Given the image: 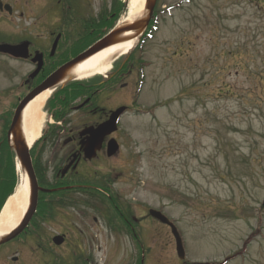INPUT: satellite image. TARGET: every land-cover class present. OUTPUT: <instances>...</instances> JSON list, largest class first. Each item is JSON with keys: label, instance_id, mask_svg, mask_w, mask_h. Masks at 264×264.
<instances>
[{"label": "rangeland", "instance_id": "374dc122", "mask_svg": "<svg viewBox=\"0 0 264 264\" xmlns=\"http://www.w3.org/2000/svg\"><path fill=\"white\" fill-rule=\"evenodd\" d=\"M87 3L67 41L85 35L89 22L100 26V13L109 20L122 10L119 28L127 19L129 2ZM155 10L154 38L133 52L127 89L109 99L108 108L136 104L114 135L119 154L108 158L104 150L94 163L80 164V176L96 184L81 181L68 205L34 217L23 240L0 249V264H139L144 251L136 239L146 252L143 264H264V0H157ZM68 53L65 45L60 59ZM30 68L0 58V179L11 173L5 126L26 93ZM43 150L33 152L50 182L71 149ZM103 191L120 200L138 237L118 213L113 218L108 197L99 201ZM150 210L177 226L186 261L177 256L171 228ZM60 234L66 242L55 247Z\"/></svg>", "mask_w": 264, "mask_h": 264}, {"label": "flooded vegetation", "instance_id": "af4514ba", "mask_svg": "<svg viewBox=\"0 0 264 264\" xmlns=\"http://www.w3.org/2000/svg\"><path fill=\"white\" fill-rule=\"evenodd\" d=\"M81 1L0 0V45L29 44L30 56L28 60L15 61L11 57H6L12 63H23L31 67L23 82V87L26 89L25 95L40 86L62 66L60 59L61 43L65 45L68 29L75 27L73 20H76L77 12L79 16ZM31 20H33L32 25L26 27L25 23ZM58 38L61 39L53 52L55 41ZM68 43V50L74 47V44L70 41ZM37 54L43 55V67L41 72L33 77L38 64H34L32 60ZM130 58L131 56L117 63L112 73L105 80L95 78L85 83H78L75 80L70 82L64 89L59 88L52 97L46 107L48 122L51 125L47 129L42 143L57 149L62 146L70 148L71 150L63 158V163H71L74 155H79L83 142L89 137L82 136L85 131L98 128L108 121L111 114L119 108L127 106L126 115L133 109H130L125 102H120L115 107L108 108L109 99L116 94L115 91L119 90L121 92L127 89V84L124 81L130 75L131 70L127 68ZM131 107H134V102H132ZM81 113L80 120L76 119L74 122V117ZM121 126L122 120L119 124V130ZM114 135L105 140L103 150L100 153L106 150L109 140L116 139L118 141ZM83 160L82 157L80 162L83 163ZM94 161L91 163H94ZM16 259L21 262V258Z\"/></svg>", "mask_w": 264, "mask_h": 264}, {"label": "water", "instance_id": "95a60500", "mask_svg": "<svg viewBox=\"0 0 264 264\" xmlns=\"http://www.w3.org/2000/svg\"><path fill=\"white\" fill-rule=\"evenodd\" d=\"M157 0H146L145 6V14L138 19L135 23L129 26H125L119 28L112 32L109 36L104 38L102 41L97 43L94 47H92L87 52L81 54L71 62L64 65L60 68L56 73H54L46 82H44L39 88H37L34 92H32L28 97H26L23 102L19 105L15 112V116L13 118V122L8 133L9 144L11 148L15 151V154L21 164L22 171L26 173L29 177L30 181V203L27 210V213L20 223V225L9 235L0 239V246H3L12 240L19 237L29 226L31 220L37 211L38 206V197L40 192H49L43 190L39 187L37 177L35 174L30 149L25 141L23 130H22V117L23 112L26 107L29 105L31 101H33L37 96L42 94L43 92L50 90L52 88H56L60 85H66L73 78L71 77V73L75 67H77L80 63L85 62L90 59L94 55L100 53L101 51L108 49L112 46L118 45L124 41L138 40V43L144 36L154 14V9L156 7ZM132 33L134 34L131 38H125L126 34ZM58 43V41H57ZM56 43V44H57ZM137 45V44H136ZM136 47V46H135ZM0 53L9 54L15 58L20 59H28V44H23L17 47H11L8 45L0 46ZM34 63L39 62V68L36 71V76L42 69L43 60L42 56H37L34 60ZM125 108H121L112 114L109 121L99 126L94 130H87L83 133V135H88L86 142L83 143L82 151L84 152L85 158L87 160H93L97 157V153L102 150V146L105 142V139L108 136H111L118 130L117 124L121 117V115L125 112ZM120 150V146L115 140H112L108 144V157L112 158L118 154ZM75 161H73L63 172L62 176L64 177L71 167L74 165ZM78 164L74 166L76 169ZM150 215L152 218L161 222L164 225H167L171 228L172 233L176 239L177 245V254L180 260L184 261L186 259V253L183 246V241L181 236L175 227V225L161 212L151 210ZM53 242L57 246H61L65 242V237L57 236L53 239Z\"/></svg>", "mask_w": 264, "mask_h": 264}, {"label": "bare ground", "instance_id": "6f19581e", "mask_svg": "<svg viewBox=\"0 0 264 264\" xmlns=\"http://www.w3.org/2000/svg\"><path fill=\"white\" fill-rule=\"evenodd\" d=\"M129 2L128 15L122 27L132 25L145 14L146 0H121ZM134 34L129 33L124 37L131 38ZM138 43V40L124 41L101 51L83 63H80L72 71V76L78 80H87L94 76L107 74L112 65L120 58L128 55ZM71 76V77H72ZM53 91L49 90L29 103L23 113V132L28 147L41 138L45 127L44 108L52 96ZM30 181L26 173L21 172V180L16 194L10 198L5 209L0 216V239L12 233L24 219L29 207Z\"/></svg>", "mask_w": 264, "mask_h": 264}, {"label": "trees", "instance_id": "16d2710c", "mask_svg": "<svg viewBox=\"0 0 264 264\" xmlns=\"http://www.w3.org/2000/svg\"><path fill=\"white\" fill-rule=\"evenodd\" d=\"M156 18H157V16H156ZM156 18L150 24L149 29H148V31H147V33H146V35L142 41L143 43L147 40H150L153 37V35L155 34V31L157 30ZM108 25H109V23H108ZM114 25H115V23L114 24L112 23L109 26L102 24V26L100 27L101 32L98 33L99 36L93 35V37H92L93 41H95L99 37H101L103 35V33H105L106 30L113 28ZM143 43H141V46L143 45ZM80 52H81L80 50H75L70 54L73 56H76ZM9 127H10V123L8 122L5 126V130L7 132L9 130ZM7 132H6V134H7ZM5 145H6L5 148L7 150V151L6 150L5 151L8 155V158H9L8 162L11 165V171H10L11 173H10V176H6L5 178H2L5 181L0 182V211L3 208L6 200L11 195L14 194L15 188H16L17 183H18V177H17L16 165H15V156H14L13 151L10 149V147L8 145L7 138H5ZM37 148H38V144L34 147L33 151H35ZM33 151H32V157L34 160L35 171L37 173V176L40 179V182H42L44 180V177H45V175L42 177V172L45 169V166L43 165L40 156L38 154H36V152H33ZM2 179H0V180H2ZM83 180L89 182L88 180H86L84 178H83ZM83 180L78 178L74 182H70V183H66V180H60L57 182V185L50 184L48 186V188H50V190H58V191L53 192L51 194H41L38 214L46 215V214L51 213L53 208L56 210V209L61 208L65 205H68V203H64V201H66L67 199L66 200L63 199L60 201L57 200L58 202H54V201H55V199H57V196L64 197L66 194L77 193V191H82V189L80 187L83 184L81 182ZM107 194H108V196L105 193H103L104 198L108 197L110 205H114L113 208L119 214L120 220H122L124 222V224H126L127 221H126L125 217L122 214L120 215L119 209H121L120 208L121 203L119 202V199L112 192H109ZM48 199H49V201H48ZM136 240L142 249L143 244L141 245L140 239H136ZM143 250H144V248H143ZM143 257H144V252L142 253L141 259ZM141 259H140V261H138L139 264H143V259L142 260Z\"/></svg>", "mask_w": 264, "mask_h": 264}]
</instances>
